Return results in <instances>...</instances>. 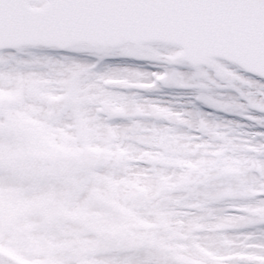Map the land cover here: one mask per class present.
I'll list each match as a JSON object with an SVG mask.
<instances>
[{
	"label": "snow or ice",
	"instance_id": "snow-or-ice-1",
	"mask_svg": "<svg viewBox=\"0 0 264 264\" xmlns=\"http://www.w3.org/2000/svg\"><path fill=\"white\" fill-rule=\"evenodd\" d=\"M0 264H264V0H0Z\"/></svg>",
	"mask_w": 264,
	"mask_h": 264
},
{
	"label": "rangeland",
	"instance_id": "rangeland-1",
	"mask_svg": "<svg viewBox=\"0 0 264 264\" xmlns=\"http://www.w3.org/2000/svg\"><path fill=\"white\" fill-rule=\"evenodd\" d=\"M153 95H155V93H152Z\"/></svg>",
	"mask_w": 264,
	"mask_h": 264
}]
</instances>
